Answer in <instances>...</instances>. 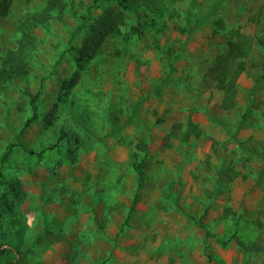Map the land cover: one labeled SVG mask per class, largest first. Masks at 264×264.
Wrapping results in <instances>:
<instances>
[{
	"label": "rangeland",
	"instance_id": "1",
	"mask_svg": "<svg viewBox=\"0 0 264 264\" xmlns=\"http://www.w3.org/2000/svg\"><path fill=\"white\" fill-rule=\"evenodd\" d=\"M45 2H12L0 57ZM106 5L75 0L62 22L35 29L30 76L0 89V264H264V254L218 242L235 233L264 245V0H146L124 12L57 126L24 127L33 98L48 111L76 71L61 55L80 44L78 17ZM236 29L253 48L236 107L224 111L206 70ZM189 117L202 135L182 142ZM60 125L74 133L67 144Z\"/></svg>",
	"mask_w": 264,
	"mask_h": 264
},
{
	"label": "trees",
	"instance_id": "2",
	"mask_svg": "<svg viewBox=\"0 0 264 264\" xmlns=\"http://www.w3.org/2000/svg\"><path fill=\"white\" fill-rule=\"evenodd\" d=\"M14 0H0V18L6 17ZM146 0H107V5L101 8L97 14L78 17L79 28L77 33H81V41L78 46H70L69 52L61 55V58L68 56L69 62L76 68L72 74L59 80V94L55 98V103L48 111H42L39 106L31 101L33 116L26 119L24 127H29L31 123L39 121L45 128L57 126L58 109L68 104V97L79 82L83 72L87 70L94 62L98 61L103 52L110 44V38L117 34L122 26L125 14L132 12L135 7ZM112 2L119 8L116 11L112 7ZM75 5V0H46L41 11L30 12L20 23L19 36L16 40V47L7 50L0 57V89L4 88L6 83L28 79L31 72V57L37 47L38 40L34 35L35 29L45 27L50 22H62L65 13ZM230 39L227 42L225 51L218 53L211 61L206 70V76L212 81L215 87L222 92L220 108L224 111H230L236 107L238 93V78L247 71L245 59L250 57L253 48L252 37L241 33L239 29L229 31ZM75 36V34H73ZM264 80V72L262 74ZM158 86L156 87V91ZM139 104L135 106L132 114L122 126L118 125L115 117L112 121L110 136L115 135L122 128H125L137 114ZM81 114V113H80ZM244 114L241 115L237 125L236 132L242 128ZM179 125L173 126L178 130ZM58 140L63 144L72 141L74 133L67 126H59ZM180 141L187 142L189 139H198L202 135V130L194 120L189 117L183 130L180 133ZM70 153V151H69ZM138 178V188L142 186V166L135 165ZM0 205H3L0 202ZM202 227L204 225L199 222ZM209 235L208 232H206ZM222 246L234 245L245 254L261 253L264 254V245L256 242H244L237 234L231 235L225 240H218ZM1 246V245H0ZM8 253L6 249L0 248V255Z\"/></svg>",
	"mask_w": 264,
	"mask_h": 264
}]
</instances>
